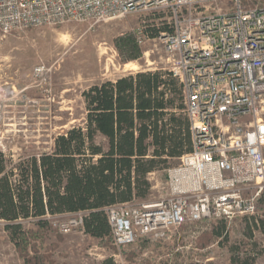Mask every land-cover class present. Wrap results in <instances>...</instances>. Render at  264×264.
Wrapping results in <instances>:
<instances>
[{
    "label": "built area",
    "instance_id": "2783aa9c",
    "mask_svg": "<svg viewBox=\"0 0 264 264\" xmlns=\"http://www.w3.org/2000/svg\"><path fill=\"white\" fill-rule=\"evenodd\" d=\"M155 9L170 15L171 32L157 39L181 87L192 150L165 170L164 198L104 209L117 249L214 217L264 221V0H0L4 35ZM146 39L136 35L138 45ZM85 216L60 231L82 228Z\"/></svg>",
    "mask_w": 264,
    "mask_h": 264
},
{
    "label": "rangeland",
    "instance_id": "374dc122",
    "mask_svg": "<svg viewBox=\"0 0 264 264\" xmlns=\"http://www.w3.org/2000/svg\"><path fill=\"white\" fill-rule=\"evenodd\" d=\"M214 10L221 8L213 6ZM194 12V7L191 9ZM166 10L139 11L99 23L67 24L4 35L0 32V151L15 163L48 152L53 138L84 124L82 93L89 87L140 71H169L171 57L157 38L138 45L142 56L134 70L125 67L114 47L121 36L137 35L169 25ZM178 160L173 162L176 166ZM149 195L133 204L153 203L166 196V172L148 176ZM76 214L48 217L49 229L36 240L44 264H231L239 256L264 264V234L259 217H214L181 226L163 240L138 239L124 249L111 237L97 239L82 228L62 233ZM31 220L21 221L32 228ZM211 231L219 237L207 238ZM29 255H33L31 250ZM0 264H24L0 222Z\"/></svg>",
    "mask_w": 264,
    "mask_h": 264
},
{
    "label": "trees",
    "instance_id": "16d2710c",
    "mask_svg": "<svg viewBox=\"0 0 264 264\" xmlns=\"http://www.w3.org/2000/svg\"><path fill=\"white\" fill-rule=\"evenodd\" d=\"M169 25L144 31L146 38L171 32ZM114 47L123 64L142 51L136 35ZM84 124L53 138L45 153L6 159L0 151V222L24 264H44L35 242L49 229L48 217L85 212L82 230L110 237L104 209L144 200L148 175L165 171L192 150L181 87L169 71H140L89 87L82 93ZM31 220L24 228L21 221ZM258 229L264 234V221ZM219 237L211 231L207 238ZM33 255H29V251ZM236 256L231 264H254ZM101 264H115L112 258Z\"/></svg>",
    "mask_w": 264,
    "mask_h": 264
},
{
    "label": "bare ground",
    "instance_id": "6f19581e",
    "mask_svg": "<svg viewBox=\"0 0 264 264\" xmlns=\"http://www.w3.org/2000/svg\"><path fill=\"white\" fill-rule=\"evenodd\" d=\"M125 67L128 68V69H130V70H134V68H135L134 67V64H132V63L126 64Z\"/></svg>",
    "mask_w": 264,
    "mask_h": 264
},
{
    "label": "crops",
    "instance_id": "0c3cea01",
    "mask_svg": "<svg viewBox=\"0 0 264 264\" xmlns=\"http://www.w3.org/2000/svg\"><path fill=\"white\" fill-rule=\"evenodd\" d=\"M149 71H151V70H149ZM135 73H136V72H135ZM121 77H122V76H121ZM119 78H120V77H119ZM114 81H115V80H114ZM149 175H150V174H149ZM149 175H148V176H149ZM256 260H257V259H256Z\"/></svg>",
    "mask_w": 264,
    "mask_h": 264
}]
</instances>
